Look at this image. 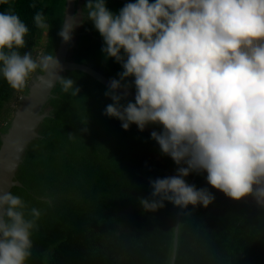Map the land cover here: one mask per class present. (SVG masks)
Segmentation results:
<instances>
[{
	"label": "clouds",
	"instance_id": "clouds-1",
	"mask_svg": "<svg viewBox=\"0 0 264 264\" xmlns=\"http://www.w3.org/2000/svg\"><path fill=\"white\" fill-rule=\"evenodd\" d=\"M85 8L103 38L102 52L123 68L105 93L113 101L105 115L124 130L161 125L151 138L178 166L187 165L150 181L159 199H141L143 209L157 211L164 201L208 207L215 197L186 183L191 172H206L208 184L231 199L252 195L264 207V0H135L118 14L105 0H87ZM33 20L39 29L51 28L43 12ZM76 26L65 22L58 35L68 42ZM28 33L11 8L0 12V75L10 88L24 91L39 70L77 96L80 89L58 74L62 66L53 54H21ZM129 77L135 102L124 105L131 85L122 82ZM26 208L21 197L0 194V264H26L32 255L42 212L33 207L26 214Z\"/></svg>",
	"mask_w": 264,
	"mask_h": 264
},
{
	"label": "trees",
	"instance_id": "trees-1",
	"mask_svg": "<svg viewBox=\"0 0 264 264\" xmlns=\"http://www.w3.org/2000/svg\"><path fill=\"white\" fill-rule=\"evenodd\" d=\"M49 6L50 0L0 4V12L11 8L29 28L21 54L31 52L36 58L43 29L35 26L33 17L43 12L48 18ZM22 92L11 89L0 75V132ZM153 131L161 132L162 126L140 131L131 124L122 140L110 135L99 148L100 159L80 165L85 175L79 185H73V176L58 186V193L64 191L76 202L55 200V207L33 229L26 264H166L176 206L164 201V207L146 212L140 201L159 199L152 196L150 181L175 176L178 167L187 165L178 166L163 154L151 138ZM206 176H196L193 185L207 189L215 199L206 208L187 207L177 264H264V207L251 195V213L244 214L246 197H227L208 184Z\"/></svg>",
	"mask_w": 264,
	"mask_h": 264
},
{
	"label": "water",
	"instance_id": "water-1",
	"mask_svg": "<svg viewBox=\"0 0 264 264\" xmlns=\"http://www.w3.org/2000/svg\"><path fill=\"white\" fill-rule=\"evenodd\" d=\"M86 2L50 0L47 23L51 28L41 31L37 53V56L50 53L59 60L62 70L58 74L74 80L80 89L78 95L64 93L59 83L37 70L12 105L10 121L0 132V194L11 192L21 197L27 205L26 214L33 207L41 210L36 224L55 207V200L76 202L66 192L58 193V186L73 176V185H79L85 175L80 165L99 160L102 153L99 148L110 141L108 137L113 135L122 140L124 133L119 119L105 115L106 106L113 103L105 93L110 90L112 79H120L118 74L123 68L102 52L104 41L87 19ZM105 2L110 11L118 14L125 4L135 0ZM65 22L77 25L68 42L58 35ZM133 81L134 77H129L122 82L131 86L121 104L135 102ZM117 92L124 95L125 90ZM69 133L75 136L70 138ZM201 173L191 172L187 183L193 185ZM252 205L249 195L244 214L251 213ZM186 209L176 206L173 226L168 232L166 264L179 262Z\"/></svg>",
	"mask_w": 264,
	"mask_h": 264
},
{
	"label": "rangeland",
	"instance_id": "rangeland-1",
	"mask_svg": "<svg viewBox=\"0 0 264 264\" xmlns=\"http://www.w3.org/2000/svg\"><path fill=\"white\" fill-rule=\"evenodd\" d=\"M16 98H17V96L15 97V100H16ZM14 103H15V101L13 100V104H14ZM13 104H11V106H10V107H12V105H13Z\"/></svg>",
	"mask_w": 264,
	"mask_h": 264
},
{
	"label": "built area",
	"instance_id": "built-area-1",
	"mask_svg": "<svg viewBox=\"0 0 264 264\" xmlns=\"http://www.w3.org/2000/svg\"><path fill=\"white\" fill-rule=\"evenodd\" d=\"M20 97H21V96H20V95H18V96H17V98H16V101H17V100H18Z\"/></svg>",
	"mask_w": 264,
	"mask_h": 264
}]
</instances>
